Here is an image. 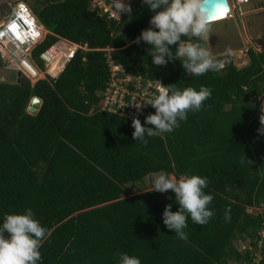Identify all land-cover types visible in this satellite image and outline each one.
<instances>
[{
  "label": "trees",
  "instance_id": "1",
  "mask_svg": "<svg viewBox=\"0 0 264 264\" xmlns=\"http://www.w3.org/2000/svg\"><path fill=\"white\" fill-rule=\"evenodd\" d=\"M38 2V19L50 31L38 52L57 36L92 50L79 53L56 80H0V221L33 210L51 230L40 249L42 264H119L121 253L142 264H264V133L258 131L264 50L250 48L242 68L230 61L219 73L192 78L179 60L152 66L150 45L133 43L153 15L140 0L131 17L111 21L113 30L86 16L88 0ZM106 47L126 72L180 89L206 86L212 95L180 127L148 137L144 146L132 137V120L100 108L110 72L106 53L97 49ZM2 68L0 59V75ZM33 96L42 99L36 115L26 111ZM160 172L207 177L204 191L214 197L215 215L203 226L189 217L187 242L163 223L166 205L178 210L175 194L157 199L155 191L126 189ZM260 241L255 263L253 251L238 244L258 249Z\"/></svg>",
  "mask_w": 264,
  "mask_h": 264
},
{
  "label": "clouds",
  "instance_id": "2",
  "mask_svg": "<svg viewBox=\"0 0 264 264\" xmlns=\"http://www.w3.org/2000/svg\"><path fill=\"white\" fill-rule=\"evenodd\" d=\"M140 3L153 15L149 20L150 26L141 30L133 43L150 45L147 55L152 58V66L166 67L169 62L179 60L185 74L192 78L224 69V63L217 60L209 48L184 39L209 40L211 25L220 17L204 6L206 0H140ZM112 7L115 10L113 14L119 19L123 15L131 17L133 12L131 2L126 3L125 0H112ZM211 95L212 90L206 86L180 89L161 85L156 95L135 103L138 110L151 106L155 111L145 117L143 124L139 118L132 119L133 139L147 146L148 137L172 133L182 121H187L189 112L200 111ZM260 123L264 125V116H261ZM258 131L264 133V127ZM207 186V177L196 174H184L177 179L161 173L152 178L151 191L166 193L171 190L175 194L178 210L173 211L170 203L162 216L166 228L174 231L178 239L187 242L185 229L189 217L194 224L203 226L215 215L210 207L214 197L204 191ZM230 213L231 209L226 208V221L231 220ZM50 236L51 230L35 218L31 208L22 214L4 215L0 221V264H42L40 249ZM119 264L142 262L137 256L121 253Z\"/></svg>",
  "mask_w": 264,
  "mask_h": 264
},
{
  "label": "built area",
  "instance_id": "3",
  "mask_svg": "<svg viewBox=\"0 0 264 264\" xmlns=\"http://www.w3.org/2000/svg\"><path fill=\"white\" fill-rule=\"evenodd\" d=\"M135 0H125L131 2ZM234 6L228 0L231 15L234 14L235 6L248 4L252 0H232ZM93 12L96 16L107 18L110 21L122 22L126 15L121 19L115 16L112 7V0H91ZM227 20V19H226ZM150 25L147 26V28ZM50 34L32 13L30 7L23 1L14 2L10 6V14L0 25V59L5 69L10 73H15L17 77H24L32 85L42 80H56L65 70L66 66L79 54L89 52L87 43H76L57 36L56 40L44 51L38 52V46ZM102 50L106 53L109 67V80L106 83L103 96L100 100V108L103 111L117 114L132 120L139 118L144 123L145 117L154 113L155 109L151 106L143 107L138 110L135 103H142L144 100L157 94L159 87L165 86L160 80H152L142 75H134L126 72L120 65L112 59V48L106 47ZM40 60L42 67H34L31 62ZM161 83V85H160ZM256 208H247L248 213H254ZM257 213V212H256ZM264 239V231L260 233ZM243 243V242H242ZM242 246V250L252 247ZM263 241L259 242L258 249L255 248L252 255L253 262L261 260V248ZM259 251V252H256Z\"/></svg>",
  "mask_w": 264,
  "mask_h": 264
},
{
  "label": "rangeland",
  "instance_id": "4",
  "mask_svg": "<svg viewBox=\"0 0 264 264\" xmlns=\"http://www.w3.org/2000/svg\"><path fill=\"white\" fill-rule=\"evenodd\" d=\"M19 1L25 2L30 7L32 13L38 18V9L40 7L38 0ZM230 4L234 6L232 0H230ZM211 34L218 36L217 49L211 50L207 41H202V43L205 47L209 48L217 60L224 64L232 61L238 68L246 66L249 62L247 53L250 48L255 51L264 50V0H252L248 4L235 6L232 17L224 21L212 23ZM31 63L34 67H42L40 60ZM0 78L1 81H13V79H16V74L2 68ZM261 106L264 113V96L261 98ZM161 173L163 172L153 173L147 175L142 181L126 184L128 193L135 195L151 190L152 178L154 175ZM155 192L157 199H166L174 194L171 190L166 193ZM253 212L256 213L257 211L253 210ZM238 246L242 248V246L246 245L241 242Z\"/></svg>",
  "mask_w": 264,
  "mask_h": 264
},
{
  "label": "water",
  "instance_id": "5",
  "mask_svg": "<svg viewBox=\"0 0 264 264\" xmlns=\"http://www.w3.org/2000/svg\"><path fill=\"white\" fill-rule=\"evenodd\" d=\"M16 1L18 2L19 0H0V25L9 16L10 6ZM204 6L207 7L211 13H215L221 7L227 8L228 13L230 12V6L228 3V0H206V3ZM86 16L90 20H104V21H106L109 28L111 30H113V26H112L110 20H108L107 18L101 17V16L93 15L91 0H88V7L86 10ZM213 23H215V22H213ZM124 26H125V22L123 23L122 27L118 31H116V33L120 34L121 31L123 30ZM224 65L227 66L228 63L224 64ZM41 105H42V99L38 96H33V97H31V99L29 101V104L26 108V111L30 115H36L39 112Z\"/></svg>",
  "mask_w": 264,
  "mask_h": 264
},
{
  "label": "bare ground",
  "instance_id": "6",
  "mask_svg": "<svg viewBox=\"0 0 264 264\" xmlns=\"http://www.w3.org/2000/svg\"><path fill=\"white\" fill-rule=\"evenodd\" d=\"M215 13H218L219 14V19H216L214 20L213 22H220V21H224L226 19H229L230 18V15H231V9H230V14L228 13L227 11V8H219Z\"/></svg>",
  "mask_w": 264,
  "mask_h": 264
},
{
  "label": "flooded vegetation",
  "instance_id": "7",
  "mask_svg": "<svg viewBox=\"0 0 264 264\" xmlns=\"http://www.w3.org/2000/svg\"><path fill=\"white\" fill-rule=\"evenodd\" d=\"M217 38H218V36H214V35L210 34L209 40L207 41L208 42V46H210V49L213 50V51L217 49L216 46H217L218 41H219Z\"/></svg>",
  "mask_w": 264,
  "mask_h": 264
},
{
  "label": "crops",
  "instance_id": "8",
  "mask_svg": "<svg viewBox=\"0 0 264 264\" xmlns=\"http://www.w3.org/2000/svg\"><path fill=\"white\" fill-rule=\"evenodd\" d=\"M169 176H172V175H169ZM174 177V176H173Z\"/></svg>",
  "mask_w": 264,
  "mask_h": 264
}]
</instances>
